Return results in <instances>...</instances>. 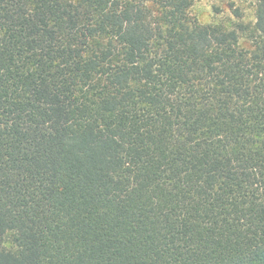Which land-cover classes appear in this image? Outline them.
<instances>
[{"label":"trees","instance_id":"16d2710c","mask_svg":"<svg viewBox=\"0 0 264 264\" xmlns=\"http://www.w3.org/2000/svg\"><path fill=\"white\" fill-rule=\"evenodd\" d=\"M252 1L0 0V264H264Z\"/></svg>","mask_w":264,"mask_h":264},{"label":"rangeland","instance_id":"374dc122","mask_svg":"<svg viewBox=\"0 0 264 264\" xmlns=\"http://www.w3.org/2000/svg\"><path fill=\"white\" fill-rule=\"evenodd\" d=\"M232 4L242 10L243 19L246 22L253 23L255 21V5L252 0H194L191 12L203 24L220 21L228 23L230 20H236L232 12ZM242 43H247L245 37H243Z\"/></svg>","mask_w":264,"mask_h":264}]
</instances>
